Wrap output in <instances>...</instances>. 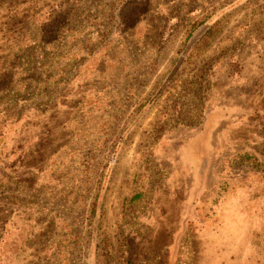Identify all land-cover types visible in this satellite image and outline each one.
Here are the masks:
<instances>
[{
    "label": "rangeland",
    "instance_id": "1",
    "mask_svg": "<svg viewBox=\"0 0 264 264\" xmlns=\"http://www.w3.org/2000/svg\"><path fill=\"white\" fill-rule=\"evenodd\" d=\"M261 29L264 0H0V264H264Z\"/></svg>",
    "mask_w": 264,
    "mask_h": 264
},
{
    "label": "crops",
    "instance_id": "2",
    "mask_svg": "<svg viewBox=\"0 0 264 264\" xmlns=\"http://www.w3.org/2000/svg\"><path fill=\"white\" fill-rule=\"evenodd\" d=\"M261 30H264V29H261ZM263 32L264 31H261V32L260 31H257V33H259V34H261ZM254 36H255V34L249 37L251 39L250 41H253V39H255V44H258L260 46H264V40H261L262 37L259 35V37L255 36V38H252ZM242 73L245 75V72H242ZM248 77H249V75H248ZM259 90L260 89H258V88H256V89H252L251 88L250 90H248L249 93H247V95H252V94L254 96L260 95L261 94V91H259ZM225 92H230V93L234 92V93H236L239 96H244L245 95V91L239 90V89H234V88H232V89H226ZM238 99H240V98H238Z\"/></svg>",
    "mask_w": 264,
    "mask_h": 264
},
{
    "label": "trees",
    "instance_id": "3",
    "mask_svg": "<svg viewBox=\"0 0 264 264\" xmlns=\"http://www.w3.org/2000/svg\"><path fill=\"white\" fill-rule=\"evenodd\" d=\"M167 17H168L169 20H173L174 19V17L172 15H170V13L167 15Z\"/></svg>",
    "mask_w": 264,
    "mask_h": 264
}]
</instances>
